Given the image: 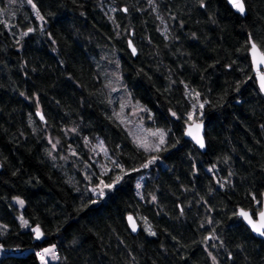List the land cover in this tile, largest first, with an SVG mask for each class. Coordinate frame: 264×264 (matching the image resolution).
Returning <instances> with one entry per match:
<instances>
[{"label":"trees","instance_id":"trees-1","mask_svg":"<svg viewBox=\"0 0 264 264\" xmlns=\"http://www.w3.org/2000/svg\"><path fill=\"white\" fill-rule=\"evenodd\" d=\"M244 2L245 16L226 0H0V185L24 191L0 199V264H44L53 246L47 264H247L264 244L237 212L263 201L249 51L264 52V0ZM200 103L205 152L184 136ZM134 110L159 150L131 133Z\"/></svg>","mask_w":264,"mask_h":264},{"label":"snow or ice","instance_id":"snow-or-ice-1","mask_svg":"<svg viewBox=\"0 0 264 264\" xmlns=\"http://www.w3.org/2000/svg\"><path fill=\"white\" fill-rule=\"evenodd\" d=\"M29 3H32V0H28ZM229 2L231 3V5L241 14H243L245 12V3L244 0H229ZM203 6V5H202ZM33 7H35V5H33ZM124 11L126 12L127 9H124ZM37 16L39 17V19L43 20L44 18L42 16H39V12L37 10ZM33 31V29L29 28L28 32ZM28 33H24V35H27ZM131 44V42H129ZM133 54H135L136 49L133 47L132 48ZM251 52H252V56H253V61L256 64L257 67V72H259V68L261 65H264V52H259L257 45L255 44V42H251ZM260 87L261 90H264V73H260ZM196 97H199V93H195ZM199 107L202 109L204 107L203 104H200ZM173 116H175V113H172ZM41 119H43V116L41 115ZM189 119H191V114L189 115ZM201 125L200 124H196L194 121L193 123L189 126L188 131H187V135L191 136L195 142L197 144H199V146L201 148H203L204 145V139L203 137L200 135V129H201ZM159 135L160 139H159V143L156 144L154 147L156 150H159V147L161 144H163L164 141V133L160 132V133H153V135ZM142 147H145L146 150L150 147L153 146H149L147 143L145 142H141ZM100 150L106 152L107 150L100 145ZM157 159V157L153 156L146 164L143 165V167L147 168L150 164L154 163L155 160ZM117 167H119V165H117ZM133 171H137V169H133ZM127 174V173H125ZM123 179V175H117L114 179L112 183H105L103 180H100L99 184H97L95 187L91 188L90 191L93 192L96 196H98L99 198H103L106 194L105 190L108 189H113L115 188L116 184H118L121 180ZM139 187V185H138ZM153 199H155V197H153ZM19 204L21 206H23L24 201L23 200H19L18 201ZM97 200H92L91 203H96ZM85 207H87V205H85ZM239 216L243 217L247 223L251 226L252 230L258 234H260L261 236H264V211H261L258 213V219H253L252 215L245 211L244 209H241L238 213ZM22 219V223L23 226L27 227L28 226V221L27 220H23ZM129 221L132 222V229L133 231L136 230V225L135 222L133 220L132 217H128ZM32 231H34L36 233L37 238L39 239L43 233L41 232L39 226H37L36 228L32 229ZM148 231L150 232V234L155 235L154 232H151V229L149 227ZM51 255L53 260L59 259L58 255L56 254L55 250H54V246L52 248H45L42 252L38 253L40 259L42 261H44V264H47V260H46V256L47 255ZM213 259H215L213 257Z\"/></svg>","mask_w":264,"mask_h":264},{"label":"rangeland","instance_id":"rangeland-1","mask_svg":"<svg viewBox=\"0 0 264 264\" xmlns=\"http://www.w3.org/2000/svg\"><path fill=\"white\" fill-rule=\"evenodd\" d=\"M41 22L43 23L42 20ZM200 104L205 105L204 103H200ZM200 104H196L193 106L192 112L190 113L191 119H189V122L203 120V113H202L203 108L201 109L199 107ZM139 116H140V112L138 110L137 111L134 110L130 113L129 118L131 119L133 124L128 125L129 129L131 130V133L134 134V136H136V139L137 138L139 139L138 141L140 143L145 142L149 146H153L150 148L155 149L154 146L159 143L160 136L158 134L153 135V133L156 132L149 130L147 127H143V126L140 127L139 125H137V122L139 121L138 118H140ZM98 150L99 151L97 152V154L99 153L101 154V157L99 156L98 159L101 162L97 161V165L98 167H101L103 163H106L107 161L110 162V158L108 157L106 152L100 150V147ZM110 190L106 189L105 192ZM4 197L19 203L18 201L23 200L24 198V191L18 185H15L14 188L11 190L6 189L5 187L0 185V199ZM46 259L49 261L53 260L50 254L46 256ZM245 260L247 264H264V244H262L259 248L250 251V253L246 255Z\"/></svg>","mask_w":264,"mask_h":264},{"label":"water","instance_id":"water-1","mask_svg":"<svg viewBox=\"0 0 264 264\" xmlns=\"http://www.w3.org/2000/svg\"><path fill=\"white\" fill-rule=\"evenodd\" d=\"M226 1L229 3V5L231 6V8L234 10V12H236V13L239 14V15L241 14L240 12H238V11H237V10L231 5V3L229 2V0H226ZM244 3H245V2H244ZM246 14H247V11H246V8H245V12H244L243 14H241V15H242V16H245ZM129 42H131V44L129 43L130 51H131L132 54H133L132 48L134 47V48L136 49V51H135V54H133V55H134V56H137V55H138V50H137V48H136L134 42H133L132 40H129ZM251 42H254V41L251 40ZM251 42H250V44H251ZM255 44H256V43H255ZM256 45H257V48H258L259 52H262L261 49H260V47H259V45H258V44H256ZM249 55L251 56V66H253V73H254V77H256L257 86H258V88L261 90V87H260V73H264V65H261L260 68H259V72H257V67H256V64H255L254 61H253V56H252L251 48H250V51H249ZM261 92L264 94V90H261ZM41 115L43 116V119H41ZM37 116L41 119V121L45 122V117H44V115H43L41 112H38V113H37ZM194 122H195L196 124H200V125L202 126L201 129H200V135H201V136L203 137V139H204V145H205V146H204L203 148H201V147L199 146V144H197V143L195 142V140H194L191 136L187 135L188 128H189V126L193 123V121H191V122H189V124H187L186 130H185V133H184L185 139L188 140L189 142H192V144H194V146L197 147L200 151L205 152V151H206V148H207V146H206V139H205V135H204V133H205V131H206V126H207L206 121H204V120H200V121H194ZM262 199H263V201H262V207H261V210H259L260 212H261V211H264V193H263ZM241 209H243V208H239L237 212L239 213V211H240ZM245 211H247V210H245ZM247 212H249V213L252 215V217H253L254 220H255V219H258V214H257L256 217H254V214H253L252 211L248 210ZM128 217H132V218H133V220H134V222H135V225H136V230H135V231H133V229H132V222L129 221ZM128 217H127V221H128V225H129L130 231H131L134 235H137V234L139 233V231H140L139 223H138L137 219H136L133 215H128ZM238 217L242 220V222L245 223V225L247 226V228L250 229L251 233H253V235H254L256 238H258V239L264 241V236H261L260 234L254 232V231L252 230L251 226L247 223V221H246L243 217H241V216H239V215H238ZM10 252H14V253H16V252H18V250H11Z\"/></svg>","mask_w":264,"mask_h":264},{"label":"crops","instance_id":"crops-1","mask_svg":"<svg viewBox=\"0 0 264 264\" xmlns=\"http://www.w3.org/2000/svg\"><path fill=\"white\" fill-rule=\"evenodd\" d=\"M2 186V185H1Z\"/></svg>","mask_w":264,"mask_h":264}]
</instances>
